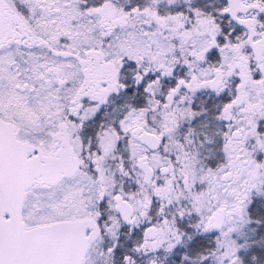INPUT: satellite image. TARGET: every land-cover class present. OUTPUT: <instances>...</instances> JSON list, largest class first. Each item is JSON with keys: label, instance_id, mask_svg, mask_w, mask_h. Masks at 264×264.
<instances>
[{"label": "snow or ice", "instance_id": "1", "mask_svg": "<svg viewBox=\"0 0 264 264\" xmlns=\"http://www.w3.org/2000/svg\"><path fill=\"white\" fill-rule=\"evenodd\" d=\"M0 264H264V0H0Z\"/></svg>", "mask_w": 264, "mask_h": 264}]
</instances>
